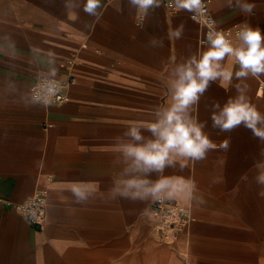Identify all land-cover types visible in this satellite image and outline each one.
Returning <instances> with one entry per match:
<instances>
[{
    "label": "crops",
    "instance_id": "crops-1",
    "mask_svg": "<svg viewBox=\"0 0 264 264\" xmlns=\"http://www.w3.org/2000/svg\"><path fill=\"white\" fill-rule=\"evenodd\" d=\"M205 1L218 28L247 22L264 34V0H248L250 15L227 0ZM65 3L0 0V264H264V198L255 179L264 142L243 125L221 132L211 121L213 101L223 106L237 83L264 114V75L226 87L212 82L193 107L216 147L203 160L165 169L164 176L181 178L173 182L184 192L175 198L192 219L177 241H162L153 231L154 201L110 195L123 167L114 138L171 103L169 70L207 49L205 28L164 5L145 18L126 0H101L97 16L83 11L82 0L75 8ZM153 37L163 47H150ZM222 63L239 69L234 58ZM53 69L74 77L70 100L45 104L30 86ZM74 186L92 191L87 202H76ZM38 190L49 201L43 230L14 209Z\"/></svg>",
    "mask_w": 264,
    "mask_h": 264
},
{
    "label": "clouds",
    "instance_id": "clouds-1",
    "mask_svg": "<svg viewBox=\"0 0 264 264\" xmlns=\"http://www.w3.org/2000/svg\"><path fill=\"white\" fill-rule=\"evenodd\" d=\"M164 0H126L131 9L137 10L147 18L151 12L163 5ZM83 11L90 16H97L101 0H82ZM66 7H77L76 0H66ZM169 7L191 13V18L206 14L204 0H169ZM229 8H238L242 13L251 14L255 5L248 0H227ZM184 32L181 23L172 35L180 39ZM237 43L227 39L225 35L212 29L206 35L207 49L197 51L181 62H176L168 73V92L171 103L158 107L153 119L147 123L130 124L122 135L115 137L116 150L122 164L120 173L113 179L109 189L112 199H125L132 202L157 201L162 198L173 199L183 194L184 189L173 181L179 177L164 176L166 168H175L179 161H200L216 145L204 130L206 122L193 116V107L197 105L212 82L220 81L221 87L246 79L249 75H264V34L259 27L253 28L244 22L236 33ZM162 37L149 40L150 47H163ZM51 55V54H50ZM226 57L234 58L239 69L233 73L226 70L223 61ZM55 76L53 69L50 73ZM236 95L228 98L221 106L213 101L211 121L212 128L221 132H229L243 125L253 136L264 142V114L249 102L246 86L234 85ZM43 98L47 99L56 91L51 84L45 90ZM144 131L150 133L145 136ZM230 140H225L222 147L227 149ZM262 160L256 163L259 174L256 183L261 186L257 193L264 198V148L260 149ZM181 168L184 165L181 163ZM157 179H151L153 174ZM194 187V185L192 186ZM72 194L77 203L87 202L92 191L86 186H74Z\"/></svg>",
    "mask_w": 264,
    "mask_h": 264
},
{
    "label": "built area",
    "instance_id": "built-area-1",
    "mask_svg": "<svg viewBox=\"0 0 264 264\" xmlns=\"http://www.w3.org/2000/svg\"><path fill=\"white\" fill-rule=\"evenodd\" d=\"M169 0H164L163 5L167 9H173L168 6ZM206 14L197 16L194 20L200 23L205 28V34L208 31L215 29L222 32L227 39L235 45L237 41L236 33L241 26L235 25L232 27L220 29L217 25V19L212 12L208 3L204 0ZM190 13V17H191ZM142 19V16H139ZM74 82L73 76L67 78L59 76H40L31 86V96L38 101L43 102L46 96L45 89L54 84L56 91L53 95L48 96L50 101L48 104H60L69 101L67 90ZM49 201L47 193L44 190H38L28 199L14 203L16 212L23 215L31 224L38 229L43 230L47 223V212ZM150 214L152 217L153 231L158 239L166 242L177 241L186 231L191 222L192 215L189 207L177 198L167 199L162 198L154 201L151 205Z\"/></svg>",
    "mask_w": 264,
    "mask_h": 264
}]
</instances>
